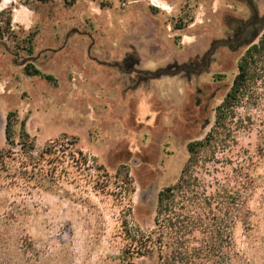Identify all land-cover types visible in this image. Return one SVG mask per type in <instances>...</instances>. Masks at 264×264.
Returning a JSON list of instances; mask_svg holds the SVG:
<instances>
[{
    "label": "rangeland",
    "instance_id": "obj_1",
    "mask_svg": "<svg viewBox=\"0 0 264 264\" xmlns=\"http://www.w3.org/2000/svg\"><path fill=\"white\" fill-rule=\"evenodd\" d=\"M253 1L264 20V0ZM0 10L12 19L0 42V264H155L158 254L142 256L130 239L154 237L159 192L180 178L187 145L208 138L171 218L193 225L187 240L225 222L233 251L246 235L264 243V53L219 124L249 46L221 51L215 73L197 79L204 131L196 93L180 77L140 84L125 61L151 74L184 62L221 38L228 18L248 15L242 0H0ZM263 38L264 26L252 44ZM27 63L55 84L26 76ZM9 112L26 119L39 164L19 151L18 125L14 145L6 143ZM56 140L60 159H39Z\"/></svg>",
    "mask_w": 264,
    "mask_h": 264
},
{
    "label": "trees",
    "instance_id": "obj_2",
    "mask_svg": "<svg viewBox=\"0 0 264 264\" xmlns=\"http://www.w3.org/2000/svg\"><path fill=\"white\" fill-rule=\"evenodd\" d=\"M11 16L9 12L0 10V42L5 36H9L11 31ZM29 45L28 52L31 53V39H27ZM264 53V38L258 45L251 44L239 60L238 75L232 86L231 92L226 95L224 102L217 108L218 124L224 119L226 111L235 102L238 94L248 85L249 81L253 79V69L258 58ZM23 72L28 77H40L46 81L55 84V80L51 75H46L40 72L32 64L27 63ZM5 140L8 145L13 146L17 132V146L19 151L27 156L32 164H39L38 159H34L32 154L36 151L34 139L31 138L26 131V119L19 120L16 112H9L5 119ZM209 141L191 142L187 145L189 159L182 169L178 181L163 189L158 194L157 199V214L155 224L157 226L152 234L141 235L138 240L130 239V248L137 250L139 254L145 257H151L155 252L158 254L155 264H258L263 258L262 248L264 243L259 246H254L245 236L242 248L237 252L232 250L233 241L228 233H226L225 223H214L204 229V238L197 242V240H187L186 233L192 229L193 225H188L180 220L171 218L172 210L175 205L177 196L185 193L188 185L189 170L202 148ZM58 140L47 144L40 152V158H49L50 161L60 159ZM0 157L3 158L1 152ZM37 161V162H36ZM236 217L246 224V233L250 230L247 224L246 216L243 214L242 207L238 209ZM193 224V223H192ZM225 229V230H224ZM195 241L198 247H190L189 243Z\"/></svg>",
    "mask_w": 264,
    "mask_h": 264
},
{
    "label": "flooded vegetation",
    "instance_id": "obj_3",
    "mask_svg": "<svg viewBox=\"0 0 264 264\" xmlns=\"http://www.w3.org/2000/svg\"><path fill=\"white\" fill-rule=\"evenodd\" d=\"M242 2L247 8L248 15L245 18H228L226 25L228 29L221 38L212 39L204 51L189 56L184 62L179 64L174 62L160 69L163 73L161 77L178 76L183 80L186 90L193 89L195 91L197 96L195 104L202 109V117L197 121L200 130H202V126L205 125L206 121H210V119L206 115L208 104L203 101L206 91L204 87L199 86L197 79L205 74L215 73L222 60L221 51L226 50L227 54L232 56L239 53L241 49L250 46L254 42L252 40L253 35L257 34L258 37L264 26V20L258 16L254 1L242 0ZM125 61L129 63V72L135 75L133 79L140 84L147 83L149 79L145 76L151 77V73L133 71L137 61L128 54L125 56ZM218 90L219 88H216L211 93L210 99L216 96Z\"/></svg>",
    "mask_w": 264,
    "mask_h": 264
},
{
    "label": "water",
    "instance_id": "obj_4",
    "mask_svg": "<svg viewBox=\"0 0 264 264\" xmlns=\"http://www.w3.org/2000/svg\"><path fill=\"white\" fill-rule=\"evenodd\" d=\"M68 37V36H67ZM257 38V34H254L253 35V37H252V40L254 41L255 39ZM26 63V60H24V61H22L21 62V65H23V64H25ZM105 65H108V66H112V65H110V64H105ZM162 71L161 70H159L158 72H156L155 74H151V78H160L161 76H162ZM210 124V121L208 120V121H206V123H205V125H203L202 126V131H204L207 127H208V125Z\"/></svg>",
    "mask_w": 264,
    "mask_h": 264
}]
</instances>
